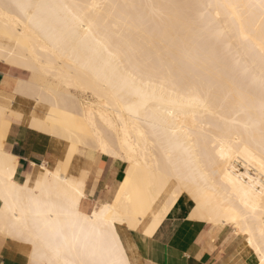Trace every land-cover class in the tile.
Listing matches in <instances>:
<instances>
[{
	"label": "bare ground",
	"instance_id": "bare-ground-1",
	"mask_svg": "<svg viewBox=\"0 0 264 264\" xmlns=\"http://www.w3.org/2000/svg\"><path fill=\"white\" fill-rule=\"evenodd\" d=\"M15 3L42 7H5ZM228 3L258 0H0V62L29 74L13 79L12 93L35 94L46 108L36 119L73 154L81 145L126 165L102 203L117 204L141 229L118 226L122 239L106 240L75 214L64 180L80 171L67 167L58 180L54 166L37 186L29 177L39 172L19 179L16 164L9 171L0 157V236L31 241L15 254L20 263L91 264L115 258V243L131 252L125 236L144 240L157 221L151 237L184 198L188 219L230 228L255 264L244 238L264 228V15L217 7ZM166 4L204 7H147ZM3 120L0 112V127ZM101 140L125 158L100 152ZM177 185L186 190L171 204Z\"/></svg>",
	"mask_w": 264,
	"mask_h": 264
},
{
	"label": "snow or ice",
	"instance_id": "snow-or-ice-1",
	"mask_svg": "<svg viewBox=\"0 0 264 264\" xmlns=\"http://www.w3.org/2000/svg\"><path fill=\"white\" fill-rule=\"evenodd\" d=\"M5 7H15L17 9H24L25 7H42V5H24L21 3H15L14 5H5ZM135 7V5H133ZM147 7L155 10L160 9H192L196 7H204L200 5L193 4H166V5H147ZM206 7H212L207 5ZM217 7H224L230 9L234 16H238L242 8L258 7L261 10L262 15H264V0H258L257 4H233L228 3L224 5H217ZM219 16V12H217ZM220 35V34H218ZM4 63L11 64L10 60L3 61ZM262 91H264V81L260 85ZM17 94L21 99L23 104L24 99L32 100L33 104H39V98L32 93H29L21 88L17 89ZM11 99L7 94L5 95L3 101H0L2 107H0V112L3 113L4 120L3 125L0 127V157H2L7 165H9V171L12 166H15L16 162L22 160L24 165L28 168L30 173L39 172L40 178L37 179L34 175L30 176L29 179H34L37 186L41 184L42 181L46 180L51 174L49 168L55 163L58 158L59 163H55L56 167V178L59 180L63 171L69 166H75L77 162L73 160L74 148H69L67 150L66 156L59 155L58 146H49L48 151L45 152L43 148H38L34 141L31 140L32 133L35 131L45 132L47 128L44 121H39L36 119L34 110L29 113L23 107L17 111H12L9 115V105L7 101ZM15 124L17 128L15 131L19 132L21 129L24 130V139L19 141V151L16 152L13 148L14 154H9V146L4 143L6 138H11L10 125ZM100 152H103L109 157H118L119 159H124L123 153L118 150H112L104 144L101 140ZM111 164V160L108 162ZM264 167V164H262ZM80 173L79 178L71 181L70 183L65 179L64 183L68 184L73 194V204L75 214L85 221L86 223L93 226V228H99L101 235L111 242L120 241L122 238L118 235V226H123L128 230L136 229L140 231L138 221L134 222L132 219H125L124 214L120 212L115 203H102L101 200H97L96 196L102 194L103 191L110 187L109 180V167L105 165L102 161L100 155L95 152L89 153L83 161L80 162ZM131 171V169H130ZM10 177H7L8 179ZM127 180H125V184ZM123 190V188H121ZM183 185L175 186L169 197V202L174 204L176 200L179 199L181 193L185 191ZM117 201H119V196H117ZM157 225V221H153L152 225L147 231L143 232L145 238L152 234V229ZM238 235V234H236ZM232 240V236L225 234L221 237L220 243L222 246L227 247ZM148 242L147 240L145 241ZM31 241L28 240L21 233H5L2 238H0V245L7 250L8 254H16L21 250L25 249L26 244H30ZM245 247L255 254L257 257L255 264H264V228L259 232V235H254L252 232L247 233L244 238ZM110 253L113 254L115 258L109 260H99L92 261L91 264H138V262L133 258L131 252L135 249H131L130 245L125 246L123 243H115L109 249ZM139 264H144L140 261Z\"/></svg>",
	"mask_w": 264,
	"mask_h": 264
},
{
	"label": "crops",
	"instance_id": "crops-1",
	"mask_svg": "<svg viewBox=\"0 0 264 264\" xmlns=\"http://www.w3.org/2000/svg\"><path fill=\"white\" fill-rule=\"evenodd\" d=\"M23 72H25L23 69L0 62V92L11 93L13 79L23 78ZM22 107L26 110L24 101L22 104L21 98L14 96L10 108L17 111ZM16 128L15 124L10 125L11 138H6L4 141L9 146L10 155L14 154L13 148L16 152L19 151V141L24 139V130L17 132ZM31 140L45 152L48 151L49 146H58L59 155H62V144L45 132H33ZM101 158L103 163L109 167L111 186L106 188L102 194H98L96 199L107 202L113 196L116 184L123 174L124 166L112 160L109 164L108 157L101 156ZM57 160L58 158L55 162ZM54 166L55 163L51 167ZM16 169L19 179L30 173L22 160L16 162ZM190 208L188 200L181 198L151 237L143 240L139 232H129L125 236L126 242L133 244L132 249H135L136 255L138 254V264L140 261L144 264H250L239 250V239L231 234L229 228L213 231L207 224L188 219ZM226 233L232 236V240L227 247H224L220 241ZM0 264L22 263L16 259L15 254H8L3 245H0Z\"/></svg>",
	"mask_w": 264,
	"mask_h": 264
},
{
	"label": "rangeland",
	"instance_id": "rangeland-1",
	"mask_svg": "<svg viewBox=\"0 0 264 264\" xmlns=\"http://www.w3.org/2000/svg\"><path fill=\"white\" fill-rule=\"evenodd\" d=\"M29 77V74L27 73V72H23V78H28ZM52 83V82H51ZM1 93V92H0ZM72 93H73V91H72ZM9 96L11 97V99H9L8 100V104H9V106L11 105V102H12V99H13V97L14 96H17L16 94H13L12 92L11 93H9ZM21 98V97H20ZM21 99H23V98H21ZM24 101V106L26 107V110H28L29 111V113L31 114V112L33 111V107L35 106V109H34V113H36L37 115H40V116H43L44 115V113L46 112V108H45V106L44 105H42V104H33V102H32V100H30V99H24L23 100ZM86 101H91V102H93L94 101V99L93 98H91V97H88L87 98V100ZM40 106V107H39ZM36 111V112H35ZM45 133H47L49 136H50V134H49V130L47 129V131H45ZM61 144H62V156H66V154H67V150H68V144L67 143H65L64 141H62V140H60V139H57ZM81 147H83L82 149H81ZM87 150V148L85 147L84 148V146H81V145H79L78 146V149H77V151H78V154H76V153H74L73 154V160H75L76 162H77V164L75 165V166H69L68 168L70 169H68L67 168V171H68V173H71V174H77L80 170H81V168H80V162L81 161H83L84 159H85V157L89 154L88 153V151H89V149ZM90 152V151H89ZM79 153H80V156H79ZM83 153H85V154H83ZM87 153V154H86ZM59 162V159L55 162V163H58ZM51 168H53V167H50L49 169H51ZM125 168H126V165H124V170H125ZM124 170H123V172H124ZM117 185V184H116ZM209 227H211L210 225H209ZM229 231L231 232V234H233L232 233V230L229 228ZM4 235H2V236H0L1 238L3 237ZM239 244H240V240H239ZM17 254V253H16ZM20 255L22 256V254L20 253ZM16 258H19L18 256H16ZM21 258H23V257H21Z\"/></svg>",
	"mask_w": 264,
	"mask_h": 264
}]
</instances>
